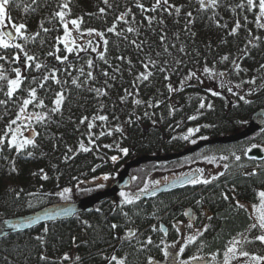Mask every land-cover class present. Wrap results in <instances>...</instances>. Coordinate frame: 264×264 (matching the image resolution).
Instances as JSON below:
<instances>
[{
	"label": "trees",
	"instance_id": "trees-1",
	"mask_svg": "<svg viewBox=\"0 0 264 264\" xmlns=\"http://www.w3.org/2000/svg\"><path fill=\"white\" fill-rule=\"evenodd\" d=\"M65 2L68 0H12L7 10L4 28L11 27L13 23H23L27 28L25 38H17L13 43H19L47 67L40 71L25 69L22 52L0 49V55H6L0 60V72L13 79V69L20 67L25 77L13 100L6 106H0V135H3L9 121L15 118L19 110L17 97L23 99L27 88L37 87L38 96L47 106L45 109L29 106V112H47L53 106L57 91L64 92L65 100L62 110L51 115L47 123H38L33 118L21 120L13 126L20 128L18 139L30 138L35 146L26 145L17 152L5 144L0 150V219L25 216L48 205L64 202L60 196L64 188L76 190V199L65 202L85 198L106 186L77 189L82 183L103 179L105 175L109 177L108 181L114 180L123 166L137 156L178 153L193 141L212 139L242 129L250 115L264 109V68H261L264 65V29L257 28L255 24L258 8L248 11L238 7L241 3L246 4V0H219L218 7L204 10L200 9L198 0H169L170 4L181 8L178 16L169 15L159 8L156 12L141 11L136 7L138 0H108L107 5L104 0H70L69 8L64 9L65 20L82 17V30L95 29L105 34L103 38L91 37L92 45H87V37L81 38L78 42L86 45L88 51L81 52L79 58L75 52L66 53L63 43L57 40V37H63V26L55 13ZM139 3L151 8L155 0H139ZM101 8L105 9L103 14ZM129 9L131 11L125 19L138 28V35L126 33L129 24L116 20L120 13ZM188 12L192 13L191 18L187 17ZM145 17H153L151 25ZM161 19L163 25L159 23ZM188 19L192 23L186 27ZM237 21L241 27L235 35H230ZM114 22L117 31L127 35V40L107 32ZM218 24L222 26L218 27ZM43 28L49 31L44 32ZM72 31L75 36V29ZM161 31L167 35L169 53H165L160 45ZM257 36L259 40L254 39ZM103 39L108 40L106 46ZM133 39L138 44L146 42L142 51L129 42ZM172 44L176 47L172 48ZM92 46L96 47V52L91 51ZM180 47H184L185 52H180ZM50 51L54 55L49 56ZM98 54H102L107 63ZM13 55H19L21 62H12ZM55 55H68V60L60 63ZM149 56L157 62L155 68H150L153 75L146 81H137L136 77L145 71L143 62ZM224 56L229 60L222 61ZM118 57H124V60ZM88 59L93 60V69L87 67ZM233 60L240 65L239 74ZM160 67H165L166 71H159ZM204 67L225 73L224 76L237 85L254 87L257 92L252 102L227 110L226 103L215 101L216 98L196 87H188L181 92L186 79ZM81 68L85 74L93 71L95 79L78 88L71 81L78 78L82 83L86 79V75L80 72ZM117 68L119 71H114ZM53 69H58L57 78L66 83L49 81L44 89H39L42 76ZM104 71L109 73V77L103 75ZM112 76L115 79H111ZM105 80L108 81L107 86ZM252 80L255 84L245 83ZM169 85L175 91L170 92ZM0 87L6 91L7 81H0ZM89 88H102L107 95L98 97ZM125 90L132 95H127ZM121 97L124 103H121ZM0 99H7L4 92H0ZM136 99L141 101L139 105L134 103ZM202 102L204 108L199 107ZM149 104L153 106L149 107ZM98 115L107 116V122L94 121L92 135L89 136L87 125ZM193 116L196 119H190ZM83 117L89 119L80 124ZM196 128L200 130L188 136L187 140L183 138L189 129ZM33 130L38 134L33 135ZM101 132H111V135H100ZM89 139L94 143L89 144ZM81 142L91 150L81 151ZM69 148L72 151H68ZM121 149H127V154ZM238 150L240 147L236 144L218 145L186 159L145 164L131 172L133 185L126 193L141 191L154 173L190 166L206 160V157L219 162L218 157L230 156L226 164L235 168L238 163H235L232 153L239 154ZM112 156L117 157L116 162L111 160ZM240 164H247L244 156ZM44 175L48 179H42ZM260 190H264V173L247 177L241 172L191 199H184L189 194L187 190L162 193L132 204L122 203L123 198L119 195L115 201L100 204L94 212L78 215L69 222L47 224L0 240V264H116L115 261L110 262L111 255L124 260L125 264H144L151 258L161 259L160 244L168 237L159 229L165 226L169 230L171 219L186 207H196L206 218L204 210H208L212 217L207 221L209 227L203 236L185 246V257H215L222 261L226 246L233 237L239 238L240 233H245L248 240H254L259 234L258 230L246 232L253 221L246 211L237 207L236 202L257 199ZM68 198L72 197L69 195ZM113 224L117 225L115 229L111 227ZM130 232L135 235H129ZM129 237L133 239L122 242ZM149 237L151 244L147 243ZM110 245L115 246L104 250ZM245 250L264 256V244L258 241L246 243ZM67 256L72 260L65 259Z\"/></svg>",
	"mask_w": 264,
	"mask_h": 264
},
{
	"label": "snow or ice",
	"instance_id": "snow-or-ice-1",
	"mask_svg": "<svg viewBox=\"0 0 264 264\" xmlns=\"http://www.w3.org/2000/svg\"><path fill=\"white\" fill-rule=\"evenodd\" d=\"M69 2L70 0H68V2H65L63 4L60 5V11H57L55 13V16L59 18L60 23L63 26V37H57V40L62 42L64 45V50L66 53L68 54H72L73 52L76 53L77 57L79 58V54L81 52H86L88 51V47L84 44L79 43L78 41L81 38L87 37V45H92V40L91 37L96 36V37H100L103 38L104 37V33L97 31L95 29H87V30H82L80 25L83 22V18L79 17V18H75V19H71L70 21L65 20V16H66V12L64 11V9H68L69 8ZM12 3V0H0V29H3L5 26V21L7 19V10L10 6V4ZM104 3L107 5L108 4V0H104ZM198 3L200 5V9L204 10L206 8H213L215 9L216 7L219 6V0H198ZM136 7L139 8L141 11L144 12H156L157 9L159 8L161 11L163 12H167L169 15L175 14V15H179L181 12V8L177 7L175 5H172L169 3V0H155V4L151 7V8H145V6L142 3H139V0L136 4ZM239 8L241 9H247L248 11H254L255 9L258 8V14L256 15V19H255V24L257 26V28H261L264 29V0H258V3L256 2V0H246V4L241 3L238 5ZM105 11V9L101 8L100 12L103 14ZM130 9L127 12H122L120 13L119 16L116 17L117 21H122L125 24H129V27H127L126 29V33H132V34H139V30L138 28H135L133 26H131V23L125 19V17L130 13ZM187 17L191 18L192 17V13L188 12ZM145 19H147L148 24L151 25L152 24V20L153 17H145ZM247 18H245L246 20ZM135 22V17H132V23ZM159 23L161 25H163L164 21L161 19L159 21ZM192 20L188 19L186 21V27L188 24H191ZM69 25H71V28L69 27ZM218 27H221L222 25H217ZM12 29L14 31H5V30H0V49L3 50H8V49H17L20 52L23 53V66L25 69H35L36 71H40L42 68H46L47 65L41 64L38 60V58L33 55V54H29L27 51H25L21 45L19 43H13V41H15L17 38L20 39H24L25 38V34L27 31L26 25L23 23H20L19 25H16L15 23H13L11 25ZM41 27H43V25H41ZM241 27L240 22L237 21L235 24V27L230 31V35H235L237 30ZM72 29H75L76 35H73V31ZM44 32H48L49 30L47 28H43ZM107 32L108 33H113L115 35H117L118 37H122L123 39L127 40L128 37L127 35H124L122 32H118L116 29V23L114 22L113 25L109 28H107ZM251 32H249V36H251ZM36 36H39V33H36ZM255 40H259L260 37H254ZM159 41H160V45L163 47V51L165 53H169V46L167 45L166 41H167V35L165 32L161 31L160 37H159ZM132 45H134L138 50H143L142 45L146 42L141 41V43H137L135 39L129 41ZM103 44L106 46L108 44V40L107 39H103ZM249 44H252V40H249ZM172 48H175L176 45L172 44L171 45ZM106 50V48H105ZM180 52H185L184 47H180L178 49ZM91 51L92 52H96V47L92 46L91 47ZM49 56L54 55L53 52H48ZM99 58L102 60H105V63H107V60L105 59V57L102 54H98ZM160 53H157V56H159ZM6 58V55H0V60H3ZM12 62L14 63H20L21 62V57L19 55H13L12 56ZM55 59L57 61H59L60 63H64L65 61L68 60V55H64V56H60V55H55ZM118 59L120 60H124V57H118ZM229 57L228 56H224L222 57V61H228ZM87 63V67L89 69H93L95 67L94 62L92 59H88L86 61ZM129 64H131V61H128ZM177 63H180V61H177ZM233 65H235V70L237 72V74H239V72L241 71L240 69V65L236 63L235 60L232 61ZM111 67V65H109ZM157 66V62L153 59H151V57L149 56L146 62H143V67L145 69L144 72L140 73L137 77L136 80L137 81H146L149 79V77L151 75H153V73L150 71V68H155ZM261 68H264V65H261ZM161 72L166 71L165 67H160L158 69ZM13 71L15 72V78L13 79H8L3 72H0V81H7V90L4 91L3 87H0V92H4L5 96L7 97V99H0V106H6L8 104L9 101L13 100V97L15 96V94L17 93V91L20 90L21 85L24 82L25 77L22 75V71L20 67H16L13 69ZM57 71L58 69H53L50 73L44 74L41 78V82L39 83L38 87L39 89H44L46 84L49 81H52L56 84H63L66 82L60 81L57 78ZM114 71H119V68L115 69ZM80 72L82 75H86V79L80 83L78 82V78L77 79H73L71 82L73 85H75L76 87H82L83 85H87L90 81H93L95 79L94 75H93V71H88L86 74L84 73L83 68L80 69ZM203 72L206 74H209L212 77H216V76H224L225 73H216L213 72L211 69H209L208 67H204L203 68ZM103 75L105 77H109V73L107 71L103 72ZM195 75V73H192L189 76V79H191V76ZM111 79H115V76H112ZM165 79H168L167 76H165ZM33 82L35 83V77L33 78ZM245 83H252L255 84V80L252 81H245ZM108 81L105 80V85L107 86ZM236 87H239V85H236ZM229 91H232L231 88L228 89ZM89 91H94L95 94L99 97V96H104L107 95V92L104 91V89L102 88H89ZM126 94L127 95H132V93H128L127 90ZM169 91H175V89H173L171 87V85H169ZM26 96L23 99H20L19 97H17V100L19 101L18 104V112L15 116L14 119H11L8 123V125H6L5 130L3 135H0V150H2V148L5 146V144H7V147L9 149H15L17 152H20L26 145H34V141L30 138H25V139H18V136L20 134V128L16 127L14 128V125H17L19 121L21 120H31L33 118H35V120L38 123H47L50 118L51 115L56 114L58 112H60L62 110V105L63 102L65 100V95L63 91H57L54 94V99H53V106L47 110V112H29V106H32V108H39V109H45L47 106L44 103V100L41 99L38 96V89L37 87H29L26 89ZM213 95H218V93L213 92ZM235 94V93H234ZM251 94V93H249ZM240 100H243L245 103H250V101L245 99L244 95H240L239 96ZM121 103H124V98L121 97ZM134 103L139 105L141 103V101L139 99L134 100ZM152 104H149V107H152ZM200 108H204L205 104L202 102L199 105ZM209 108H211V105H208ZM102 108V106H101ZM88 117H83L80 120V124H84L86 120H88ZM107 116L105 115H98V116H94L92 118L91 121H89L87 127H88V134L89 136L92 135V128L95 126L94 121L99 120L101 122H107ZM190 119H196L195 116L190 117ZM28 127H30V125H28ZM117 131H120L119 128L116 129ZM200 129L196 128V129H189L188 130V135L184 136V139H188V136L193 135L195 132H198ZM38 133H35V131L33 130V135H37ZM111 135V132H101L100 135ZM94 141L92 139H89V144H93ZM193 143H195V141H193ZM105 147H110L108 145H105ZM79 149L81 151L84 152H88L91 149L86 147L85 144L83 142H81L79 144ZM68 151H72L71 148L68 149ZM121 151L126 155L128 150L127 149H121ZM250 151V149H249ZM232 155L234 156L236 161H240L241 160V156L236 155L235 153H232ZM67 159V157H66ZM209 163H212L214 161V158H205ZM221 160H227L228 157L227 156H221L220 157ZM111 160L113 162H116L117 157L116 156H112ZM224 169L227 170L228 169V165L225 164L224 165ZM13 171H15V168L13 167L12 169ZM43 171V170H41ZM196 175H186L184 177H178L177 178V182L180 184H190V185H198V184H202V185H208L210 183H212L213 181L217 180L219 177L217 175H211V176H205L204 175V169H197L196 170ZM257 173L255 171L248 173V175H256ZM224 175V172L219 173V176ZM109 177L107 175H105L103 177L104 180H107ZM42 179H48V177L46 175L42 176ZM159 185V181L156 182V184L153 186V188L151 189V194L155 195L156 194V190H157V186ZM71 190L68 188H64L63 191L60 193V196L62 199L67 200L68 196L67 194L70 192ZM143 193H148L149 192V188L147 185H145V187L141 190ZM120 196L123 198L122 203L124 204H132L134 203V201H137L140 199V194H129L126 193L124 191L120 192ZM225 200L228 199L227 196L224 197ZM197 203H199V201H197ZM237 207L243 208L244 205L237 203ZM252 216H250L249 218L253 221L252 223L249 224L247 231H251V230H258L259 234L255 236V241L260 242L261 244H264V191H260L258 193V203L257 204H253L252 206ZM64 214H70L71 210L68 208H64L63 210ZM60 212L54 213L53 215H60ZM125 215H127L125 213ZM185 215H189L188 212H185ZM47 216V214H46ZM48 218H51V216H48ZM41 217L37 216L35 218H33L30 221H27L24 224H16V223H12L9 222L7 220L3 221V225L6 226L7 228L10 229H14L19 231L21 227H29L32 224L38 223L40 221ZM188 228L192 229L193 225L191 223H189ZM113 229H115L117 227V225L113 224L111 226ZM153 231H156L155 228H153ZM159 231L164 232L165 230L163 228H160ZM207 231V226H204L203 229H196L194 234L189 235L187 237V241L189 244L194 243L198 237L203 236L204 232ZM166 234V233H165ZM129 235H135V233H129ZM37 239H40L39 237H37ZM253 241L248 240L247 236L245 235V233H240L239 234V238L237 237H233L232 240H230L228 242V245L226 246V250L223 253V264H231V262L235 259H237L238 257H244V258H248V260L251 262V264H264V256H256V255H250L249 252L243 250L242 245L244 243H252ZM147 243L151 244L152 240L149 237L147 239ZM175 245H172L171 247H174ZM169 247L168 245H165V247L162 249L163 255L165 257V259H168L169 256L171 255L170 251H169ZM185 248L181 247L179 248V253L182 254L184 252ZM41 259H44V257H41ZM65 259H67V257H65ZM112 261H115L116 264H125L124 260H118L117 257L113 256ZM193 259H202L200 257H193ZM213 260H215V257H213ZM149 264H153V261L150 259L149 260ZM173 264H175V261H173ZM180 264H190L189 261H180Z\"/></svg>",
	"mask_w": 264,
	"mask_h": 264
},
{
	"label": "water",
	"instance_id": "water-1",
	"mask_svg": "<svg viewBox=\"0 0 264 264\" xmlns=\"http://www.w3.org/2000/svg\"><path fill=\"white\" fill-rule=\"evenodd\" d=\"M5 31H10L6 29ZM264 131V109L257 111L252 114L247 120L246 126L243 130L236 131L233 134L226 135L224 137L208 138L198 141L192 146L186 147L183 151L178 153L164 154V155H144L137 156L131 161L127 162L124 167L119 171L117 177L111 180L108 186L99 192H96L88 197L77 200L76 202H59L48 205L42 209H39L31 214L25 216H18L7 219H0V240H3L9 236L26 233L32 231L40 226H44L51 223L57 222H69L76 216L81 214H90L95 210V207L105 203L107 201L116 200L121 191L128 190L132 187L131 172L148 163H166L175 160L184 159L192 156L203 148L211 147L215 145H230L239 142H243L258 132ZM247 159L262 161L264 160V152L260 148H253L247 153ZM196 175V174H192ZM186 184H180L177 179L171 182L157 187L156 194H161L173 190H177ZM141 199L152 198L155 195L151 194V190L148 193L140 192ZM68 208L71 210L70 214H64L63 209ZM60 212V215H53L54 213ZM47 214V216H46ZM41 217L38 223L32 224L29 227H21L19 231L7 228L3 225V221L7 220L16 224H24L27 221L32 220L35 217ZM51 216V218H48ZM165 264V263H157Z\"/></svg>",
	"mask_w": 264,
	"mask_h": 264
},
{
	"label": "rangeland",
	"instance_id": "rangeland-1",
	"mask_svg": "<svg viewBox=\"0 0 264 264\" xmlns=\"http://www.w3.org/2000/svg\"><path fill=\"white\" fill-rule=\"evenodd\" d=\"M6 29H10V31H13L12 28L10 26H6L4 28V30ZM218 73V72H216ZM236 83L231 82L226 76H216V77H212L209 74H206L203 72V70L197 74H195L194 76H191V79L187 78L184 85L182 86L181 92H183L182 90H186L188 87H196V89L200 90L202 93L212 97V98H216L215 101H219V102H223L226 103L227 105L225 106L227 110H235V107H237L238 105H247L249 103H245L243 100L239 99L240 95H244L245 99L252 102V97L255 96V92H257L254 87L252 88L251 86H246L243 84H238L239 87H236ZM231 88L232 91H229L228 89ZM216 92L218 93V95H213L212 93ZM235 93V94H234ZM251 93V94H249ZM206 110H208L206 108ZM220 130L224 131V129L219 128ZM227 135V134H226ZM219 162H224V161H219ZM218 161H213L212 163H209L208 161L206 162L207 164H195V165H190L188 168L192 169L194 168L195 171L194 173H196L197 169H204V175L205 176H211V175H217L219 176V173L223 172V167L225 164L219 163ZM264 165L261 164V166ZM187 167V166H186ZM237 170H242L243 173L248 174L251 173L253 171L257 172L259 169L256 166L255 168H251V165H237ZM187 168V169H188ZM251 168V169H250ZM184 170L179 169V168H172V169H167L164 171H160L157 172L155 174L152 175L151 178H149L146 182V185L148 186V188H153V186L156 184L157 181H159V185H164L167 184L169 182H171L172 180H174L176 177L179 176V174H182ZM262 174V173H261ZM260 174V175H261ZM110 181L104 180V179H99L97 178L96 180L92 181V182H88V183H82L79 187H77V189H84V188H90V187H99V186H108ZM145 187V186H144ZM143 187V188H144ZM76 190L70 191L67 196L69 197V195L72 198H67V200H75L76 197H74V194ZM64 202L66 201L65 199H62ZM244 205V207H246L249 211H250V204L247 203H240ZM249 206V207H248ZM252 208V207H251ZM203 225H200V228L198 227V225H193V228L190 229L189 228V232H195L196 229H203ZM194 234V233H193ZM190 234H185L182 235V239H178L175 240L174 242H170L169 240H163L162 241V248L163 249L165 247V245L170 246L169 247V251L170 253H175L177 254V261L180 263V261H189L190 264L191 263H195V262H202L204 260V258L202 259H193V257L191 258H187L184 255V252L182 254L179 253V248L187 246L188 241H187V237ZM150 236V235H149ZM253 241V244L255 243V239L251 240ZM245 244L244 243L242 245L243 250H245ZM172 245H175L174 247H171ZM162 251V250H161ZM246 251V250H245ZM249 252V251H247ZM250 255H256L259 256L257 253H251L249 252ZM171 254V255H172ZM114 255H111L110 257V262L112 261V257ZM165 259V257H163ZM201 258V257H200ZM67 259L72 260L71 256H67ZM151 260L153 261V263L157 260L155 258H151ZM67 264V263H66ZM144 264H149L148 262H145ZM210 264H223V260L220 261L218 259L215 258V260H213V258L210 259ZM231 264H251V262L248 260V258H244V257H238L237 259L233 260L231 262Z\"/></svg>",
	"mask_w": 264,
	"mask_h": 264
},
{
	"label": "flooded vegetation",
	"instance_id": "flooded-vegetation-1",
	"mask_svg": "<svg viewBox=\"0 0 264 264\" xmlns=\"http://www.w3.org/2000/svg\"><path fill=\"white\" fill-rule=\"evenodd\" d=\"M241 130H243V129H241ZM231 145H235V144H230L229 146H231ZM236 145H239V147H240V150H238V152H240V153L236 154V155L241 156V160H242V158L244 156L245 159H246L247 164L249 163V165H251V168H255L256 166L258 167L259 170L256 172L257 174L254 175V176H258L259 174L264 173V165L261 166V164H263L264 161L257 162V161H254V160H248L246 158L248 150L253 148V147L260 146L263 149V151H264V131L258 132L255 135H253L252 137H250L249 139H247V140H245L243 142L236 143ZM224 146H227V145H224ZM242 152H244V154ZM229 157H228L227 160L219 159V161H224V162H219V163L226 164V162L231 159ZM218 158H220V157H218ZM241 160L240 161H236L235 158H234L235 163L237 162L238 165L241 162ZM206 162H207L206 160L197 161V162H194V164H192V165H195V164L196 165L197 164H207ZM240 165H244V164H240ZM188 167L189 166L180 168V169H182L184 171L182 172V174H179L178 177H183L185 175H189V174L194 173L195 169L194 168L192 169V167L191 168H188ZM222 167H223L222 171L224 172V175L218 176L219 178L217 180L213 181L212 183H210L208 185L198 184V185H195V186L187 184V185H185V186H183V187H181V188H179L177 190L178 191H183V192L186 191V190L189 191V194L184 199H191L196 194H198L199 192L206 191L208 188L214 187V186H216L218 183H220L222 181L229 180L233 176H236V175H238L239 173L242 172V170H237V167L230 168L229 165H228V169L227 170L224 169V166H222ZM242 174L247 176V177L248 176L254 177L253 175H248V174H245L243 172H242ZM178 177H176V178H178ZM260 191H264V190H260ZM190 192L191 193L193 192V193L190 194ZM239 202L240 203L242 202V203H244L246 205L248 203L251 206L253 204H257L258 203V196H257V199H254V200H251V201L238 200L236 203H239ZM187 209H190L189 215H185V212H186ZM240 209L246 211L249 214V217L252 216V208L251 207H250V211L246 207H243V208H240ZM182 210L178 212L177 216H174L171 219L170 229L168 230L169 227L167 229L166 228L164 229L165 231L163 232V234L165 235V237H168L167 240H172L170 242H174L175 240L182 239V237H181L182 235L190 234V233L193 234L194 232H189V228L187 226L189 223H191L192 225H198L199 228H200V225H203V227L204 226L209 227L207 221H209L212 216L209 214L208 210H204V214H206L208 216L207 218L201 216L202 214H201L200 210H198L196 207H186L185 211H182ZM203 221H206V223L202 224ZM131 239H133V238L129 237V239L124 240L122 242H126L127 243L128 241H131ZM160 245H161V248H162V242H161ZM114 246L115 245H110V246L104 248V250L105 249L111 250V249L114 248ZM163 257H164V255H162L161 259H157L153 264H157L158 261L161 262V263H165V264H173V261H175V264H180L177 261V254H175V253L170 255L168 259H164ZM210 259L211 258H204V260H203L204 264H210ZM191 264H196V262L195 263H191Z\"/></svg>",
	"mask_w": 264,
	"mask_h": 264
}]
</instances>
